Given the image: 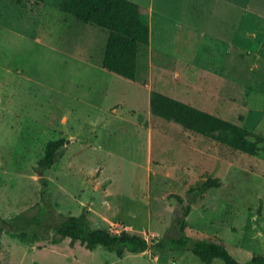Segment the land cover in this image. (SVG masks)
<instances>
[{"label": "rangeland", "instance_id": "1", "mask_svg": "<svg viewBox=\"0 0 264 264\" xmlns=\"http://www.w3.org/2000/svg\"><path fill=\"white\" fill-rule=\"evenodd\" d=\"M63 1L0 0L1 216L11 219L40 200L44 174L37 165L48 142L64 138L56 163L45 171L56 213L86 210L94 227L170 241L180 237L177 218L182 212L173 194L187 204L191 187L219 178L222 186L209 189L192 205L187 235H217L241 259L264 255V154L232 149L180 123L149 115L146 92L104 68L108 33L63 12ZM232 1L226 2H238ZM202 3L207 9L199 12V23L205 17L214 20L212 14L224 21L223 10L210 7L217 1ZM245 4L244 9L232 7L224 32L242 48L246 73L196 76L197 85H207L221 97L196 107L220 110V117L264 135V0ZM81 45L92 47V54L80 55ZM143 50L139 80L148 77ZM112 86L121 90H105ZM224 95L235 104L230 107ZM0 264L205 263L189 250L118 257L101 245L94 250L80 242L71 246L70 238L60 244L22 243L0 230ZM212 264L225 262L215 259Z\"/></svg>", "mask_w": 264, "mask_h": 264}, {"label": "trees", "instance_id": "2", "mask_svg": "<svg viewBox=\"0 0 264 264\" xmlns=\"http://www.w3.org/2000/svg\"><path fill=\"white\" fill-rule=\"evenodd\" d=\"M44 2L45 0H35ZM150 0H64L63 12L73 15L79 21L92 24L108 33L103 66L119 76L136 80L139 51L150 44V26L145 20L149 14ZM150 109L153 115L172 120L186 129L212 137L228 147L251 155L264 154V135L243 126L203 111L191 104L170 97L160 91H151ZM66 140L60 138L48 142L45 155L37 165L40 177L41 198L33 206L11 219L0 214V230L16 236L22 243L50 241L60 244L70 238L71 246L80 242L89 250L99 245L123 257L126 252L167 253L189 250L205 264L221 259L225 264H264V255H252L241 259L233 254L232 248L217 235L193 239L187 235V217L192 205L204 198L205 193L220 187L219 178H208L190 188V199L173 194L181 205L182 212L177 218L180 237L174 240L149 241L144 235L121 231L115 233L103 227H94L88 212L79 215L56 213L52 194L49 192L50 180L45 171L54 166L59 150Z\"/></svg>", "mask_w": 264, "mask_h": 264}, {"label": "crops", "instance_id": "3", "mask_svg": "<svg viewBox=\"0 0 264 264\" xmlns=\"http://www.w3.org/2000/svg\"><path fill=\"white\" fill-rule=\"evenodd\" d=\"M214 1L217 3L210 5V7H220L218 11L223 10L224 21L220 22L217 18L215 20V16L212 14L214 20L210 21L205 17L202 22L204 24H202L199 23V12H203L204 8L207 9L202 0H150L149 14L145 17L150 26V44L149 46H142L144 47L143 65L148 77L139 80L137 74L136 80L128 79L134 89L138 88V91L146 92L149 115L151 113L150 96L153 90H160L170 97L182 99L183 102H189L188 104L195 107L206 102L204 105L207 107L209 106L207 100H221V97L219 93H214L207 85H197L194 80L196 76L205 73L222 76L245 75L246 67H241L242 62L245 65V60H243L245 55L241 54L242 48L228 36L229 32H224V25L226 27L230 22L232 7L244 9L245 0H237V3H232L233 6H229L227 0ZM216 23L217 26H215ZM79 50H82L80 55L86 56L88 53L92 54L93 48L84 49L81 45ZM206 60H209L210 63L207 64ZM155 77L158 78V87L155 84ZM223 82L228 83V80L225 79ZM225 86V83L221 84L218 91ZM113 89L116 92L121 90L117 86L105 90L109 92L114 91ZM181 94L184 98L181 97ZM222 98L230 104V107L235 104L233 103L235 99L227 95ZM112 109L114 110L115 107ZM201 110L205 111L206 109ZM220 112L218 110L209 113L220 117ZM177 141L184 143V139H177Z\"/></svg>", "mask_w": 264, "mask_h": 264}]
</instances>
